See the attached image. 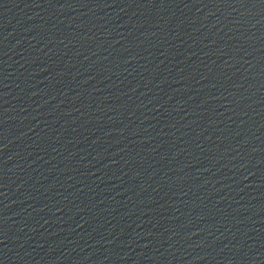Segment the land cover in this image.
<instances>
[{
    "label": "water",
    "instance_id": "water-1",
    "mask_svg": "<svg viewBox=\"0 0 264 264\" xmlns=\"http://www.w3.org/2000/svg\"><path fill=\"white\" fill-rule=\"evenodd\" d=\"M38 0H0V15Z\"/></svg>",
    "mask_w": 264,
    "mask_h": 264
}]
</instances>
